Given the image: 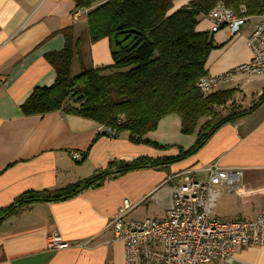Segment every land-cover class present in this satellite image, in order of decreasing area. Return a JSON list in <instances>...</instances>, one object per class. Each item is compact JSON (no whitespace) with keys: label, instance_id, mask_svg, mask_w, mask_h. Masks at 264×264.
Here are the masks:
<instances>
[{"label":"crops","instance_id":"crops-1","mask_svg":"<svg viewBox=\"0 0 264 264\" xmlns=\"http://www.w3.org/2000/svg\"><path fill=\"white\" fill-rule=\"evenodd\" d=\"M189 1L173 0L169 13ZM88 11L76 8L73 0H0V209L25 191L53 193L98 174L113 160L175 155L196 140L203 121L184 134L176 113L161 117L143 136L146 142H135L125 131L108 135L104 125L63 110L21 112L20 104L35 86L53 83L55 70L45 55L64 46L65 29H70L73 46L71 75L112 62L107 37L89 40ZM253 25L252 18L229 36L225 27L212 30L205 15L198 17L197 30L212 31L216 45L204 65L208 74L250 59L246 38ZM214 91H231L229 109L248 108L264 92V76L239 74ZM212 161L242 171L239 191L219 195L214 214L225 220L254 217L264 207V99L252 112L218 127L190 156L113 173L68 198L38 200L5 216L0 220V264H124L123 242L113 238L109 226L124 199L134 204L127 218H161L172 206L174 175ZM195 176L203 177L204 171ZM53 232L70 245L49 248ZM230 264H264V246L237 247Z\"/></svg>","mask_w":264,"mask_h":264},{"label":"trees","instance_id":"trees-1","mask_svg":"<svg viewBox=\"0 0 264 264\" xmlns=\"http://www.w3.org/2000/svg\"><path fill=\"white\" fill-rule=\"evenodd\" d=\"M172 1L73 0L76 8H89L86 17L89 40L108 38L112 62L71 75L73 46L70 29H65L64 46L45 55L55 70L53 83L35 86L20 104V110L24 115L63 110L109 126L116 132L125 131L135 142H146L143 136L156 128L161 117L176 113L184 134L192 133L200 120L203 121L194 144L188 149L179 147L170 156L138 157L129 162L113 160L107 170L53 193L25 191L0 209V220L38 200L68 198L113 173L190 156L218 127L252 112L262 102L264 92L250 107L220 114L217 107L231 99V91L201 95L195 83L207 73L206 58L216 45L212 31H200L196 26L198 17L206 15L217 0H190L169 13ZM222 1L234 10L243 4L252 15L264 10V0Z\"/></svg>","mask_w":264,"mask_h":264},{"label":"built area","instance_id":"built-area-1","mask_svg":"<svg viewBox=\"0 0 264 264\" xmlns=\"http://www.w3.org/2000/svg\"><path fill=\"white\" fill-rule=\"evenodd\" d=\"M205 16L211 21L212 30L225 27L229 36L252 18L254 25L246 38L250 59L200 77L195 86L201 95L210 94L239 74L264 76V10L249 15L243 4L234 10L217 0ZM226 106L227 102L219 105ZM104 131L111 136L117 134L109 126ZM70 155L77 157L75 151ZM198 171H204V176H195ZM241 173V168L223 167L217 161L178 172L172 184V206L161 218H127L134 204L124 199L109 221L113 238L123 242L124 264H230L237 247L264 246V207L251 219L225 220L214 214L219 195L239 191ZM69 245L57 232L47 241L53 249ZM76 245L84 246L85 242Z\"/></svg>","mask_w":264,"mask_h":264},{"label":"rangeland","instance_id":"rangeland-1","mask_svg":"<svg viewBox=\"0 0 264 264\" xmlns=\"http://www.w3.org/2000/svg\"><path fill=\"white\" fill-rule=\"evenodd\" d=\"M229 110V105L228 106H226L225 108H220V109H218L217 108V111H218V113H220V114H225L227 111Z\"/></svg>","mask_w":264,"mask_h":264}]
</instances>
